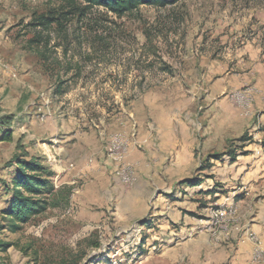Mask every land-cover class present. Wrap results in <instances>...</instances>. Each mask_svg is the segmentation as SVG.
Wrapping results in <instances>:
<instances>
[{"label": "rangeland", "instance_id": "rangeland-1", "mask_svg": "<svg viewBox=\"0 0 264 264\" xmlns=\"http://www.w3.org/2000/svg\"><path fill=\"white\" fill-rule=\"evenodd\" d=\"M255 87L264 89V0H180L123 16L79 0H0V105L14 118L0 175L15 156L43 157L49 142L38 146L27 131L64 114L83 131L105 130L119 178L98 192L89 177L60 184L55 174L47 211L16 234L0 231L12 245L0 264H264V126L248 116ZM221 104L243 111L224 148L200 159L195 151L193 167L145 158L138 173L131 113L156 138L160 125L201 143L215 137L208 121ZM116 134L128 139L122 150ZM232 153L241 174L227 165L230 181L216 182L213 156L232 163ZM207 179L212 188L200 192L184 184ZM7 199L1 188L0 225Z\"/></svg>", "mask_w": 264, "mask_h": 264}, {"label": "crops", "instance_id": "crops-1", "mask_svg": "<svg viewBox=\"0 0 264 264\" xmlns=\"http://www.w3.org/2000/svg\"><path fill=\"white\" fill-rule=\"evenodd\" d=\"M251 94L252 93H250L249 99L251 106L248 116H250V119L253 120L254 123L257 122L264 126V89H257L255 87L254 93ZM242 113L243 111L237 108L229 109L227 107L224 109L223 104H221L219 108L216 107L212 116H208V127L212 129L215 137L210 138L206 136L205 141L201 143L195 142L192 138L180 139L177 137L176 131L172 129L169 131V136L167 133L165 135L160 125L159 127L157 126L158 138H156L151 135V125L148 124L146 126L145 123L139 120L136 121V117H134L136 114L131 113L130 117H132V120L125 123L128 137L130 133H133V135H131L132 143L129 159L132 162H136L137 165L140 164V167L137 168L139 174L142 173L143 168H147L145 158H153L154 161L157 160L160 162L171 158V165L175 167L183 164L193 167V161L196 156L195 151L199 152L198 158L200 159L201 157H205L209 151H219L224 148L226 141L235 136L231 133L232 128L241 123L242 119L240 116H242ZM40 121V124L33 127V132L30 130L27 132L38 142V146L42 145L41 142H49V149L43 151V157L38 156V158H41L43 163L55 172L56 178L59 179L60 184H69L70 181H73V176L76 177L79 175L80 179L84 178V176L86 178H91L92 184L97 185L98 192L103 188H106L108 192L109 188L116 185L119 178L117 175L115 176L113 174L112 164L107 159L104 152L105 148L102 141L105 130H96L97 128L93 129L90 127L88 130L83 131L79 125V121H66L64 114L53 120H49V118L44 115ZM130 121L133 122L131 125H128ZM257 153H259V151H257ZM54 154L58 157V162H56V166L53 167L56 158L53 159L54 157L52 158L51 156ZM34 156L37 157L36 155ZM242 163L243 162H238V160L232 163L227 161V159H222L221 163L216 160L217 165L211 172V174L215 176L213 179H215L216 182H222V180H224L222 176L227 165L233 169L234 176L236 177L242 172ZM70 164H72L71 167L77 165L85 167L86 170L85 172L83 171V174L72 173L69 167ZM170 169H172V166ZM0 176L5 179L9 178L8 172ZM230 179L224 180L222 183L230 181ZM211 182H213L212 179H207L201 182V185L193 188H197V191L199 190L200 192L204 185L212 188L213 183ZM148 185H150L149 182L145 181L142 186L146 187ZM231 189L234 188L231 187ZM93 194L95 195L94 192ZM215 196L220 197V194L216 193ZM136 199L135 197L133 198L134 201H137Z\"/></svg>", "mask_w": 264, "mask_h": 264}, {"label": "trees", "instance_id": "trees-1", "mask_svg": "<svg viewBox=\"0 0 264 264\" xmlns=\"http://www.w3.org/2000/svg\"><path fill=\"white\" fill-rule=\"evenodd\" d=\"M31 1V0H22ZM75 1V0H72ZM88 7L103 8L106 12L123 16L131 13L141 6L166 7L180 0H79ZM40 25L47 26L44 17ZM14 118L3 115L0 105V142H11L13 140L12 125ZM244 142V139H240ZM232 162L237 160L236 153H232ZM24 153L15 156L4 170L8 172V179L0 176V189L2 188L8 196L7 208L2 212V220L6 225H0V231L7 229L16 234L32 219L42 215L48 209V199L54 194L55 187L53 178L55 173L44 165L42 159L31 157ZM213 158L219 160L218 155ZM189 187L201 185V181H186ZM12 245L4 243L0 239V253H5Z\"/></svg>", "mask_w": 264, "mask_h": 264}, {"label": "built area", "instance_id": "built-area-1", "mask_svg": "<svg viewBox=\"0 0 264 264\" xmlns=\"http://www.w3.org/2000/svg\"><path fill=\"white\" fill-rule=\"evenodd\" d=\"M115 136H117V143H116V148H114V149L122 150L123 147L128 144V139L126 137H124L123 135H121V134H116ZM121 171H126V169H121ZM123 180H125L126 184L128 183L127 179H123ZM253 237L255 239H258L254 235H253Z\"/></svg>", "mask_w": 264, "mask_h": 264}, {"label": "bare ground", "instance_id": "bare-ground-1", "mask_svg": "<svg viewBox=\"0 0 264 264\" xmlns=\"http://www.w3.org/2000/svg\"><path fill=\"white\" fill-rule=\"evenodd\" d=\"M115 140H116V139H115ZM124 147H125V146H124ZM123 151H124V150H123ZM125 151H126V150H125ZM119 158H120V156H119ZM119 158H118V159H119Z\"/></svg>", "mask_w": 264, "mask_h": 264}]
</instances>
